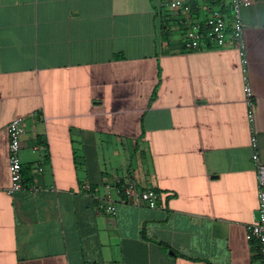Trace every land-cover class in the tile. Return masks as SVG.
<instances>
[{
  "label": "crops",
  "instance_id": "crops-1",
  "mask_svg": "<svg viewBox=\"0 0 264 264\" xmlns=\"http://www.w3.org/2000/svg\"><path fill=\"white\" fill-rule=\"evenodd\" d=\"M163 1L0 0V264H260L247 226L255 151L264 162V0L241 10L246 61L232 40L187 50L196 1L191 15ZM14 118L26 187L10 195ZM130 182L161 206L124 200Z\"/></svg>",
  "mask_w": 264,
  "mask_h": 264
},
{
  "label": "built area",
  "instance_id": "built-area-1",
  "mask_svg": "<svg viewBox=\"0 0 264 264\" xmlns=\"http://www.w3.org/2000/svg\"><path fill=\"white\" fill-rule=\"evenodd\" d=\"M197 8L203 17L192 20L185 30L183 44L187 50H202L211 48L213 45L224 46L232 40L246 61V38L241 10L244 6L253 4L255 0H195ZM194 0H164L161 3L163 9L182 10L191 15ZM248 117L254 121L255 106L253 92L250 85L246 84ZM26 130L20 118H14L8 126L9 134V163L11 183L7 189L10 195L25 189L23 166L20 156L22 149V138ZM254 145L256 138L254 137ZM253 161L257 171L258 200L259 206L255 215V221L247 226L248 239H257L261 249V262L264 264V162H262L258 151H255ZM84 188L94 197L101 198L100 189L85 184ZM123 199L127 202L142 201L151 208H158L160 194L153 188L142 189L136 183L130 182L122 188ZM102 199V198H101ZM108 203L106 211L115 215L116 206L111 199L110 193L106 192L104 198Z\"/></svg>",
  "mask_w": 264,
  "mask_h": 264
},
{
  "label": "rangeland",
  "instance_id": "rangeland-1",
  "mask_svg": "<svg viewBox=\"0 0 264 264\" xmlns=\"http://www.w3.org/2000/svg\"><path fill=\"white\" fill-rule=\"evenodd\" d=\"M202 15H203V13H202ZM181 32V31H180ZM174 36H176V38H181L182 36H180V34L177 32V34H174ZM178 36V37H177Z\"/></svg>",
  "mask_w": 264,
  "mask_h": 264
},
{
  "label": "trees",
  "instance_id": "trees-1",
  "mask_svg": "<svg viewBox=\"0 0 264 264\" xmlns=\"http://www.w3.org/2000/svg\"><path fill=\"white\" fill-rule=\"evenodd\" d=\"M194 10L198 11L199 12V9L197 8V3H194Z\"/></svg>",
  "mask_w": 264,
  "mask_h": 264
}]
</instances>
